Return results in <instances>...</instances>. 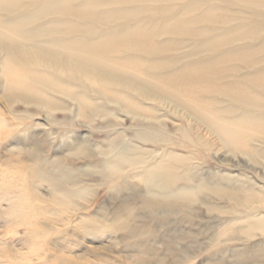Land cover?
Instances as JSON below:
<instances>
[{
	"label": "rangeland",
	"instance_id": "rangeland-1",
	"mask_svg": "<svg viewBox=\"0 0 264 264\" xmlns=\"http://www.w3.org/2000/svg\"><path fill=\"white\" fill-rule=\"evenodd\" d=\"M218 7L227 27L251 16L236 4ZM243 30L236 27V37ZM261 34L234 45L255 54L264 27ZM70 92L87 96L81 111L67 98L32 92L35 101L12 100L0 76V264H264L261 132L251 130L248 154L202 126L208 149L161 143L183 121L153 101H130L136 95L128 91L107 101L84 85ZM156 114L163 127L155 130ZM150 169L159 175L150 179ZM251 193L258 198L245 202Z\"/></svg>",
	"mask_w": 264,
	"mask_h": 264
},
{
	"label": "bare ground",
	"instance_id": "bare-ground-1",
	"mask_svg": "<svg viewBox=\"0 0 264 264\" xmlns=\"http://www.w3.org/2000/svg\"><path fill=\"white\" fill-rule=\"evenodd\" d=\"M221 2L251 12L236 26L244 28L237 37L236 27L215 14ZM261 18L264 0H0V76L14 90L12 100L35 101L31 92L63 97L80 111L87 96L72 94L74 86H92L107 101L128 91L136 95L130 101H153L154 110L183 121L176 137L159 142L208 149L213 143L199 135L202 126L221 145L248 154L251 130L264 137V58L256 55L264 37L255 54L234 43L261 36ZM206 20L214 25H198ZM176 42H188L189 51L177 52ZM197 53L204 56L192 60ZM161 54L168 60L155 61ZM151 80L160 84L156 90ZM162 122L156 114L154 129Z\"/></svg>",
	"mask_w": 264,
	"mask_h": 264
}]
</instances>
